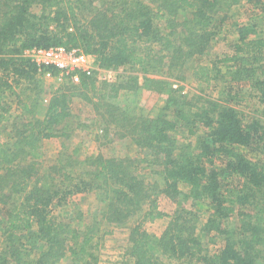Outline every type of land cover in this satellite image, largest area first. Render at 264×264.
<instances>
[{
	"label": "trees",
	"instance_id": "16d2710c",
	"mask_svg": "<svg viewBox=\"0 0 264 264\" xmlns=\"http://www.w3.org/2000/svg\"><path fill=\"white\" fill-rule=\"evenodd\" d=\"M238 3L0 0V123L12 116L9 97L16 98L20 119L13 128L14 141L0 140V264H56L67 254L70 264H163L154 246L171 260L169 264H264V159L250 158L241 150L262 151L264 123L232 103L238 98L235 91L249 82L264 115V79L255 65L264 58L263 25L234 23L237 40L232 54L211 61V67H194L192 75L197 80L208 85L210 81L228 83L219 97L186 101L182 85L148 76L162 68L172 75L174 69L182 70L206 52ZM53 45L80 47L105 68L138 70L145 83L132 73L110 84L82 77L75 86H61L40 119L36 115L40 91L36 97L30 91L39 87L40 75L57 71L48 67L39 71L22 53ZM219 62L227 65L225 71ZM174 78L183 80V73ZM142 85L163 96L157 112L124 111L119 117L116 108H109L119 90L134 92ZM105 86L109 89L99 100L106 110L98 115L106 118L108 128L116 126L121 136L130 138L139 151L137 156L91 154L77 160L79 166H87L77 175L72 173V164L66 167L58 156L41 173V142L61 135L55 127L70 116L73 89L86 97V91ZM181 128L195 140H182ZM77 153L74 148L62 154L70 160ZM89 193L105 204L102 217L112 228L101 229L95 222L97 216L91 223L70 227L52 214L70 195ZM158 195L177 204L170 215L158 209ZM187 200L208 211L203 222L196 211L185 207ZM83 216L77 211V218ZM165 216L168 222L159 236L146 230L147 222ZM232 217L237 221L234 225L229 222ZM121 234L126 239L123 246L117 244L115 255L110 248ZM209 235L217 239L214 248L205 240Z\"/></svg>",
	"mask_w": 264,
	"mask_h": 264
},
{
	"label": "rangeland",
	"instance_id": "374dc122",
	"mask_svg": "<svg viewBox=\"0 0 264 264\" xmlns=\"http://www.w3.org/2000/svg\"><path fill=\"white\" fill-rule=\"evenodd\" d=\"M264 0H239V3L233 7L231 15L226 19V21L217 29L216 34L213 35L210 42V47L203 54L194 57L189 62L185 64L182 70H173V74L168 76L166 69L162 68V72H156L148 74L152 78H161L166 80V82H172V86H177L178 84L184 87L183 95L185 94V100H193L197 96L201 97H219L223 94L224 87L228 84L226 81L214 82L210 81L209 85L204 83L203 80H197L193 77L192 72L196 65H208L212 66L211 61L220 60L228 55L232 54V46L236 43L237 32L233 26L234 23L239 25L247 23H255L257 25H263L264 29V9L262 6ZM220 24V23H219ZM264 33V31H263ZM221 67L222 71L226 70L225 64L220 62L217 64ZM258 67L257 74L259 77L264 79V58L258 63H255ZM161 69V68H160ZM129 73L135 74L140 78L139 83L143 84V75L138 70L129 69L128 67H122L121 76L123 78ZM183 73V80L177 81L174 77L175 75H181ZM169 83V84H170ZM74 85L70 80H59L54 76H49L48 74H42L38 77V88H34L30 91L31 96L37 95L38 90L40 91V97L36 102L37 117L43 118L45 105L48 103L50 97L63 85ZM226 84V85H225ZM145 85V84H144ZM142 85L137 88L138 90L131 92L128 90H119L117 98L113 99L112 107L110 109L116 108L115 112H119L118 116L123 117L120 112H133L137 115H146L157 112L159 107L163 104V96L156 94L153 91L146 90V87ZM171 85V84H170ZM232 85H235L234 83ZM34 87V85H32ZM144 87V88H142ZM238 88V86H236ZM108 87L105 86L99 90H88L83 96L80 90L73 89L71 93V101L69 105L70 116L67 117L59 126L55 127V130L60 133V136H53L50 138H44L41 142V157L39 158V163L42 167L41 173L49 165L56 163V160L63 161L62 164L69 167L72 164L73 174L77 175L80 171H85L87 166L84 164L83 167L79 166L77 160L81 161L83 158L91 154H101L106 158L109 157H126V156H137L138 149L133 145L130 138L127 135L121 136L120 130L116 126L110 125L112 128H108L107 121L102 119L99 115V111H105L99 96L108 91ZM225 92V90H224ZM256 91L252 89L251 83H246V87H243L240 92L235 91V96L238 97L232 101V103L241 111H244L248 116H255L262 120L264 123V115L262 112V104L259 102L255 95ZM227 95H225L226 97ZM22 97V96H21ZM16 98H7V101L11 104V118L8 121L0 123V140L3 143L10 144L14 141L13 128L15 122H17L19 113L15 110L16 104L14 102ZM228 99H230L228 97ZM231 103V104H232ZM103 106V107H101ZM125 116V115H124ZM106 117V116H105ZM16 126V125H15ZM186 129L181 128L179 137L182 140L193 142L195 140L194 136L186 134ZM201 132L197 131V135ZM63 133V134H62ZM66 133V134H65ZM67 136V137H64ZM66 144V146H64ZM74 148H78V153L76 158H71L68 160V154L65 156L62 154L65 152H70ZM244 153L250 158L254 159H264V146L262 151H252L248 148H241ZM77 161V163H75ZM71 162V163H70ZM141 172V171H140ZM142 174V173H141ZM182 201V200H181ZM158 209L163 211L165 214L170 215L176 208V203L169 200L164 195H158L157 197ZM184 205L187 209L196 211L203 222L208 216V211L202 204L192 203L191 200L184 201ZM147 205H144V210ZM105 204L99 200L94 193H89L87 195H70L69 198L60 205L54 208L53 215L59 216L65 222L69 224L70 227L83 226L85 224L94 221L93 216L96 217V223L103 230H108L113 227L111 223L105 221L102 217L105 211ZM77 211L83 213L82 219L77 218ZM138 212L136 215V218ZM64 217V218H63ZM2 219V213L0 212V220ZM168 217L155 219L151 222L146 223V230L154 235L159 236L167 225ZM230 224L234 225L237 222L233 217L230 219ZM93 223V222H92ZM132 222L130 221L129 224ZM214 236H207L205 240L211 241V248H214L217 243V239ZM126 239L124 234H121L115 245L114 241L111 245L110 251L115 253L118 251V245L123 246ZM110 243H108L109 245ZM108 249V247H107ZM153 250L156 256L161 259L163 264L171 263V260L167 257H163L158 251L157 247L154 246ZM123 253V250L121 251ZM33 253L32 255H35ZM108 254V252H107ZM117 252L115 253V255ZM106 256L105 254L103 255ZM111 259V258H110ZM127 259V258H123ZM100 261H105L104 258H100ZM71 257L68 254L65 257L60 258L56 264H70ZM108 262H106L107 264ZM115 264V263H112Z\"/></svg>",
	"mask_w": 264,
	"mask_h": 264
},
{
	"label": "built area",
	"instance_id": "2783aa9c",
	"mask_svg": "<svg viewBox=\"0 0 264 264\" xmlns=\"http://www.w3.org/2000/svg\"><path fill=\"white\" fill-rule=\"evenodd\" d=\"M22 55L34 63L38 70L52 68L57 71L54 76L59 80H70L79 84L82 77H92L96 83L110 84L121 77V68H105L100 66L96 56L85 52L80 47L53 45L49 47H31Z\"/></svg>",
	"mask_w": 264,
	"mask_h": 264
}]
</instances>
